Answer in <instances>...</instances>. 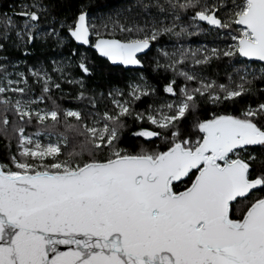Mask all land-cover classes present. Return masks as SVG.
I'll list each match as a JSON object with an SVG mask.
<instances>
[{"label":"snow or ice","instance_id":"1","mask_svg":"<svg viewBox=\"0 0 264 264\" xmlns=\"http://www.w3.org/2000/svg\"><path fill=\"white\" fill-rule=\"evenodd\" d=\"M197 2L187 0L181 7H194ZM20 15L33 22L39 19L35 12ZM195 19L217 28L242 26L240 35L232 37L237 41L236 52L264 61V0H231L226 22L207 7ZM125 30L132 31L121 29ZM69 31L76 41L89 43L84 13ZM156 35L127 42L98 39L95 47L113 63L138 65L136 54L149 48V40ZM80 67L88 71L83 64ZM210 87L195 91L203 95ZM166 90L172 92L171 87ZM221 91L225 92L223 99L229 100L243 95L244 88L221 86ZM185 95L175 115L160 120L149 116L148 120L167 129L190 109L194 97ZM15 107L21 119L31 118L20 101ZM118 107L119 116L128 114L127 106ZM65 116L81 119L76 111H67ZM119 116L105 114L110 124L102 129L85 126L87 144L92 147L81 145V152L87 151L92 159L84 163L74 159L81 154L75 151L59 159V144L43 146L19 129L21 159L11 158L16 170L0 165V264H264V198L250 203L240 218H232L238 198L264 188V175L250 178L248 161L256 158L245 160L239 155L248 146H264V126L257 123L264 118V104L246 109L240 118L221 115L198 123L203 135L194 142H177L179 132H173V144L167 151L136 155L114 146ZM37 117L40 122L57 121L58 112L38 113ZM3 124H8L7 119ZM135 135L152 138L159 133ZM103 148H109L111 155L95 159V150ZM49 157L52 162L45 163ZM190 173H196L191 185L175 192L173 182ZM58 245L70 248L60 252Z\"/></svg>","mask_w":264,"mask_h":264},{"label":"trees","instance_id":"2","mask_svg":"<svg viewBox=\"0 0 264 264\" xmlns=\"http://www.w3.org/2000/svg\"><path fill=\"white\" fill-rule=\"evenodd\" d=\"M208 2L198 0L196 6L185 8L181 5L187 0H0V87L5 89L0 93V101L4 102L0 103V165L16 170L11 158L21 159L20 128L25 137L40 133L56 138L61 148V160L75 151L81 153L74 157L79 163L89 161L92 157L87 151L81 152V145L92 147L87 144L89 137L84 131L85 126L90 127L96 119L104 125L110 124L104 119L105 114L119 116L118 105L127 106L129 112L117 120L118 138L114 146L136 155L142 151L164 152L173 144V132H179L177 142L185 139L194 142L201 137L196 127L198 123L220 115L240 117L246 109H256L264 104V66L243 61L235 50H230L234 55L226 56L227 51L217 48L201 58V54L190 47L198 42L224 39L219 31L195 21V14L205 7L222 21H227L229 11L223 9L225 4H216L213 10ZM83 10L89 18L96 20L93 28L104 36L131 40L156 33V39L149 40V51L138 57L142 68L111 66L92 50L75 46L65 31L76 14ZM21 12H35L39 19L33 22L21 16ZM27 18L29 23H25ZM26 24L28 28H25ZM129 28L131 32L121 31ZM228 30L237 35L234 24ZM171 48L176 57L166 62L163 50ZM77 62L87 68L86 74L78 68ZM252 67L258 70L242 75L243 69ZM182 73L193 79H186ZM209 81L207 85L211 87L204 90L203 95L195 91L204 89V82ZM241 85L244 93L240 97L229 100L210 97L214 91L223 93L221 86L237 90ZM169 87L172 92L166 90ZM185 93L192 94L194 100L189 102L191 107L183 118L173 121L167 129L148 120L149 116H159L158 112L169 117L175 115L178 106L186 100ZM25 97L31 101H25ZM17 101L29 103L26 111L30 113V119L27 116L21 119L15 107ZM37 110H56L58 119L47 118L40 122ZM67 111L79 112L81 119L66 117ZM4 119H7V125L3 124ZM257 123L264 126V118ZM140 131L159 135L152 138L135 135ZM65 137L66 143L63 142ZM95 151L97 160H105L111 155L109 148ZM239 155L245 160L250 156L256 158L248 161L251 179L264 175V146L246 148ZM44 162L52 161L49 157ZM193 176L194 173H190L174 183L173 190L185 189ZM262 197L264 188L238 199L233 204L232 218H240L250 203Z\"/></svg>","mask_w":264,"mask_h":264},{"label":"rangeland","instance_id":"3","mask_svg":"<svg viewBox=\"0 0 264 264\" xmlns=\"http://www.w3.org/2000/svg\"><path fill=\"white\" fill-rule=\"evenodd\" d=\"M209 2V7L212 8L214 10L213 7L216 6V4H225L223 5V9L225 10V12L227 11H230L231 10V0H208ZM34 5V4H33ZM36 8V6H34ZM37 9V8H36ZM25 23H29L28 21V18L25 19ZM211 30H216V31H219V35L220 37H224V39H220L218 42H213V41H209V42H198V43H195V44H191V48L197 50L200 54H201V58H203L206 53H211L213 52L214 50H216L217 48L218 49H222L223 51H230V50H235L234 48V45L236 44L237 41L233 40L232 37L233 36H239L240 35V29L241 27L240 26H236V32L238 33L237 35L236 34H233L231 33L228 28H209ZM29 32V29H27L26 33ZM145 33V32H144ZM146 37V36H145ZM144 37V38H145ZM147 37H150L149 35H147ZM163 53H164V59L166 62H168L169 60H171L172 58H175L176 57V53L174 50L169 49V50H163ZM258 69H243L242 71V75L243 76H247L249 75V73H252V72H256ZM199 80H201L200 77H198ZM203 82V81H202ZM207 84H210V81L209 82H204ZM229 90H232V89H229ZM216 92L217 91H214L212 94H210V97L213 99L214 96H216ZM224 92V91H222ZM225 95V92L224 94ZM25 101L27 102H30V98L28 97H25L24 98ZM28 104L29 103H21V106L27 110L29 109L28 107ZM35 110V109H33ZM45 114V113H48L47 112H43L42 110H37V114ZM159 116L155 117L153 116L155 119L157 120H160L162 119L164 116H166V114H164L163 112H158ZM105 125L103 123H101L98 119L94 120L92 125L90 127H96L97 129H102ZM31 138L34 142H39L41 145L43 146H47L48 144H57V139L52 137V136H49V135H40V133H36L34 136L32 137H29ZM34 145H29L28 147H33Z\"/></svg>","mask_w":264,"mask_h":264},{"label":"water","instance_id":"4","mask_svg":"<svg viewBox=\"0 0 264 264\" xmlns=\"http://www.w3.org/2000/svg\"><path fill=\"white\" fill-rule=\"evenodd\" d=\"M82 13H84V12H82ZM81 13H79L77 16H76V19H75V22H74V25H75V23L77 22V17L80 15ZM85 14V13H84ZM195 17H196V14H195ZM198 22H200L201 24H203V25H206V26H208V27H215V26H212V25H209L206 21H200V20H198V19H196ZM74 27V26H73ZM240 27H242V26H240ZM70 29H68L67 31H66V33L69 35V37H70V39L72 40V42L76 45V46H81V47H83V48H89L90 50H92L95 54H96V56L97 57H99V58H101V59H103V60H105L109 65H111V66H119V67H121V68H123V69H141L142 68V63H141V61L139 60V56H142V55H144V54H146L148 51H149V49H150V47H151V43H150V41H149V44H150V46H149V48H147L145 51H143V52H139V53H137L136 54V58L139 60V64L138 65H124V64H122V63H119V62H116V63H113L111 60H109L107 57H105V56H101L100 55V53H99V51L96 49V47H95V44L97 43V41H98V39H106V40H118V41H121V42H127V41H122V40H119V39H117V38H114V37H98V38H96L93 42H90L89 41V43L88 44H82V43H80V42H78V41H76L71 35H70V31H69ZM89 38H90V35H89ZM88 38V39H89ZM236 54H237V56L238 57H240L241 59H243V60H245V61H250V62H256V63H260V64H263L264 65V61H259V60H256V59H249V58H247V57H243V56H240L239 55V53L238 52H236ZM80 70L82 71V73L83 74H86V72L82 69V68H80ZM201 134V136L203 135L202 133H200ZM171 147V146H170ZM169 147V148H170ZM168 148V149H169ZM167 149V150H168ZM167 150H165V151H167ZM164 151V152H165ZM221 164H223V162L221 161L220 162ZM195 175H196V173H194V176H193V178H192V180H191V182H190V184L187 186V187H189L190 185H191V183H192V181L195 179ZM186 177H184L183 179H185ZM182 179V180H183ZM255 179V178H254ZM182 180H180V181H182ZM180 181H174L173 182V184L174 183H177V182H180ZM186 187V188H187ZM185 188V189H186ZM185 189H183V190H180V191H178L177 193H179V192H182V191H184ZM258 189V188H257ZM257 189H255V190H257ZM253 191V190H252ZM262 198H264V197H262ZM238 199H241V198H238ZM69 248H70V246H66V245H58L57 246V249H58V251H60V252H66V251H68L69 250ZM54 255V254H53ZM51 258V257H50Z\"/></svg>","mask_w":264,"mask_h":264},{"label":"flooded vegetation","instance_id":"5","mask_svg":"<svg viewBox=\"0 0 264 264\" xmlns=\"http://www.w3.org/2000/svg\"><path fill=\"white\" fill-rule=\"evenodd\" d=\"M82 12H84L85 13V15H86V23L88 24V26H89V32H90V38H89V41L90 42H93L96 38H98V37H108V36H104V35H102V34H99V35H97V33H99L100 31H97L95 28H93V26H94V23L93 22H96V20L94 19V21H93V19H91V18H89V15H88V13H87V11L86 10H83V11H80L79 13H82ZM79 13H77L76 14V16L79 14ZM76 16H75V18H74V20H73V22L71 23V26H69V27H67L66 28V31L68 30V29H71V28H73V26H74V22H75V19H76ZM218 18V17H217ZM195 21L198 23V24H201L200 22H198L196 19H195ZM99 25V24H98ZM201 25H203V24H201ZM235 25V24H234ZM204 26H206V25H204ZM236 26H239V25H235V28H236ZM207 28H212V27H208V26H206ZM213 28H217V27H213ZM66 31H65V34L68 36V38L70 39V37H69V35L66 33ZM153 31V30H152ZM151 31V32H152ZM238 34V33H237ZM114 38H116V37H114ZM118 39V38H117ZM136 39H143V38H136ZM71 40V39H70ZM119 40H121V39H119ZM72 41V40H71ZM122 41H129V40H122ZM151 43V42H150ZM237 43V42H236ZM75 45V44H74ZM76 46V45H75ZM78 47H81V46H78ZM82 49H89V48H83V47H81ZM74 52L75 51H73V54H74ZM235 52H236V50H235ZM240 58V57H239ZM243 60V59H242ZM243 61H245V60H243ZM246 62H250V61H246ZM250 63H256V62H250ZM257 64H260V63H257ZM80 65H81V63H79V62H77V66H78V68L80 69L81 67H80ZM260 65H262V66H264L263 64H260ZM251 69V68H250ZM252 69H255L254 67H252ZM260 72H261V70H260ZM259 72V73H260ZM224 94V92L223 93H218V92H216V96H219V97H224L225 95H223ZM253 109H255V108H253ZM243 113V112H242ZM241 113V114H242ZM221 116V115H220ZM241 117V116H240ZM240 117H237V118H240ZM253 147H257V146H248L247 148H253ZM259 189V188H258ZM254 191V190H253Z\"/></svg>","mask_w":264,"mask_h":264}]
</instances>
